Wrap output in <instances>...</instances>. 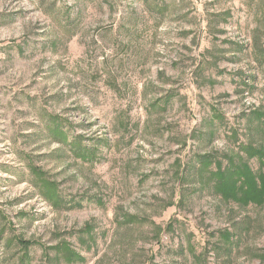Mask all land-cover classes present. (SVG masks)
I'll list each match as a JSON object with an SVG mask.
<instances>
[{
	"label": "rangeland",
	"instance_id": "obj_1",
	"mask_svg": "<svg viewBox=\"0 0 264 264\" xmlns=\"http://www.w3.org/2000/svg\"><path fill=\"white\" fill-rule=\"evenodd\" d=\"M261 49L264 0H0V264H264Z\"/></svg>",
	"mask_w": 264,
	"mask_h": 264
},
{
	"label": "trees",
	"instance_id": "obj_2",
	"mask_svg": "<svg viewBox=\"0 0 264 264\" xmlns=\"http://www.w3.org/2000/svg\"><path fill=\"white\" fill-rule=\"evenodd\" d=\"M257 48H258V44L254 43V49H257ZM260 53H261V56L263 58L264 57V50L261 49ZM261 56H259L258 58H260ZM256 62L258 63L259 59H257ZM253 115L255 117L257 116V118L259 119L261 113L255 112ZM259 122H261V124H264V119L262 120V118H260ZM70 145H71L72 150H74L73 145L72 144H70ZM258 148H261V146ZM240 149L242 150L243 153H245V154L247 153L248 156L249 155L251 156L254 154V155H256L257 158H259L262 154H264L263 152H258L252 146L251 143H246V145H241ZM80 152H81V150H79V148H77V151L75 152V153H77V157H81V155L79 154ZM204 158H206V157H204ZM262 167H264V164ZM232 169H233L232 175H235L236 177L241 175V173H239V170L237 168H232ZM218 170H222V168H220ZM222 181L224 182L223 179H222ZM220 192L223 196L231 197V199L233 198V200L240 201V202H242L241 200H243V199H246V200L247 199H249V200L254 199L255 195L259 196V193L256 190V187L254 186L253 182L251 184H249L244 189L242 187H239V186H235V185L230 186L229 185V188H226L225 191L220 190Z\"/></svg>",
	"mask_w": 264,
	"mask_h": 264
}]
</instances>
